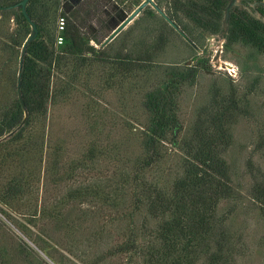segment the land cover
I'll return each mask as SVG.
<instances>
[{
	"label": "rangeland",
	"instance_id": "rangeland-1",
	"mask_svg": "<svg viewBox=\"0 0 264 264\" xmlns=\"http://www.w3.org/2000/svg\"><path fill=\"white\" fill-rule=\"evenodd\" d=\"M147 1L150 4L114 42L104 48L96 41L90 45L115 54L124 44L137 52L140 41L152 43L160 11L167 14L170 0H116L102 17L109 22L115 11L129 17ZM154 3L160 11L152 7ZM255 6L252 3L248 9ZM60 17L61 12L57 21ZM181 23L188 28L189 37L181 28L171 33L167 46L145 72L125 77L115 74L110 64L94 61L83 69L72 62L55 75L48 114L38 117L31 129L36 140L44 137V149L28 147L17 156L26 172V203L33 200L40 212L45 204L50 210L71 190L90 188L95 195L62 208L57 222L36 225L29 222L23 203L6 206L0 199V264H142L146 247L154 241L157 220L136 195L146 188L144 183L170 188L182 173L183 157L171 130L157 162L145 166L143 131L149 116L145 94L160 84L167 69L185 66L196 69L197 76L178 95L177 140L191 130L199 111L215 95L227 98L236 91L240 111L229 127L232 139L225 158L239 197L223 202L220 213L230 215L228 225L238 240L240 254L235 264H264V220L250 195L252 165L264 170V53L241 43L226 48L223 34H209L185 18ZM115 24L108 30L99 27L102 43ZM7 27H16L14 19ZM12 61L9 54H0L6 72L18 68L19 61ZM11 88L6 86L0 103L12 99ZM24 146L20 143L10 150ZM14 165L13 157L5 164L0 162L1 184L11 178ZM48 230L54 231L53 238L47 236ZM133 240L137 250L117 252L120 247H132ZM44 249L53 253L55 261Z\"/></svg>",
	"mask_w": 264,
	"mask_h": 264
},
{
	"label": "trees",
	"instance_id": "trees-1",
	"mask_svg": "<svg viewBox=\"0 0 264 264\" xmlns=\"http://www.w3.org/2000/svg\"><path fill=\"white\" fill-rule=\"evenodd\" d=\"M21 1L0 0V54L1 57L9 54V62L14 58L20 61L23 45L32 33V26L21 9L11 8ZM92 1L82 0L77 9H70L67 0H30L27 12L36 24L38 34L26 49L22 74L21 89L28 115L20 130L6 141L2 139L24 121L25 111L17 92L19 66L9 73L6 72L7 65L0 64V96L4 97L6 86L13 89L12 99L8 103H0V162L5 164L13 157L16 169L6 183H0V199L6 206L14 202L23 203L32 225L41 221L57 222L63 215L62 208L95 195L90 188L71 190L50 210L45 204L40 212L33 200L26 203V172L17 156L26 152L28 147L44 149V137L40 138V144L31 129L38 117L48 114L55 75L72 62L83 69L97 61L110 64L115 74L132 77L147 71L167 46L170 34L177 32L160 16L155 40L152 43L140 41L137 52L128 44L115 54L96 50L90 42L96 41L102 46V40L98 38L101 29L108 30L112 22L117 28L127 16L115 11L111 22H106L102 15L109 7L105 4L108 0L103 4L100 3L102 0ZM235 2L170 0L167 15L188 37L189 30L181 23L182 18L192 21L209 34H223L226 48L241 43L264 53V0H242L241 5ZM252 3L256 6L251 11L248 7ZM60 12L66 18V26L61 33L64 43L58 47L57 15ZM11 19L16 25L13 30L6 28ZM84 24H87L86 28H82ZM196 76L197 71L191 66L169 68L163 73L160 84L145 94L144 108L149 114L143 131V147L147 155L145 166L157 162L162 144L171 130L183 157L182 173L170 188L144 183L146 188L136 195L137 201L145 204L149 214L157 220L154 241L146 247L142 264H235L240 254L236 235L228 225L230 215L220 213L223 202L239 197L225 154L232 139L229 127L240 111V103L235 90L227 98L215 95L199 111L191 130L177 140L178 95L182 87L194 81ZM20 143H24V149L10 150ZM251 176L250 195L259 205L264 220V170L255 169L252 165ZM29 187L32 188L33 184L29 183ZM48 232L47 236L53 238L54 231ZM131 248L137 250L136 240H133L132 247H120L117 252ZM44 251L55 261L49 249Z\"/></svg>",
	"mask_w": 264,
	"mask_h": 264
},
{
	"label": "water",
	"instance_id": "water-1",
	"mask_svg": "<svg viewBox=\"0 0 264 264\" xmlns=\"http://www.w3.org/2000/svg\"><path fill=\"white\" fill-rule=\"evenodd\" d=\"M30 0H22L20 3H18L17 5L11 7V8H20L23 15L26 17L27 21L31 24L32 26V33L29 35V37L27 38V40L25 41L23 48H22V52H21V57H20V61H19V73H18V85H17V92H18V97L19 100L21 102V105L25 111V117H24V121L22 122V124L16 129L14 130L11 134H9L8 136H12L14 135L18 130H20V128L24 125L25 120L27 119V108L24 102V98H23V94H22V89H21V84H22V74H23V66H24V58H25V54H26V49L29 45V43L31 41H33L37 34H38V29L36 24L34 23V21L31 19V17L29 16L28 12H27V7L29 4ZM148 4V2L143 3L137 10H135L129 17H127L112 33L110 36H108L106 38V40L103 42L102 46L105 47L107 46L109 43H111L121 32H123L136 18L137 16L141 13L142 9ZM160 11V10H159ZM160 13L162 15L165 16V18L167 19V21L170 23V25H172L176 30H179L178 26L169 18L167 17L162 11H160ZM219 54L217 55V57L215 58V60L218 59ZM8 136H6L5 138H7Z\"/></svg>",
	"mask_w": 264,
	"mask_h": 264
},
{
	"label": "flooded vegetation",
	"instance_id": "flooded-vegetation-1",
	"mask_svg": "<svg viewBox=\"0 0 264 264\" xmlns=\"http://www.w3.org/2000/svg\"><path fill=\"white\" fill-rule=\"evenodd\" d=\"M68 1V3H67V6L68 7H70V9H77V7H78V5H80V3H81V1L82 0H67ZM105 1H107V0H102V1H100V3L101 4H103ZM148 2V4L147 5H149L150 4V2L149 1H147ZM92 3H95L94 2V0L92 1ZM99 3V2H98ZM113 3H117L116 2V0H108L107 2H105V4H106V6H107V4L109 5V6H114L113 5ZM146 5V6H147ZM108 7V6H107ZM152 7H154L155 9H156V11H159V9H157V4L156 3H154L153 5H152ZM106 8V7H105ZM122 13V12H121ZM164 13V12H163ZM167 17H169L166 13H164ZM161 16H163L164 18H165V16L164 15H161ZM170 18V17H169ZM171 19V18H170ZM165 20L167 21V19L165 18ZM172 20V19H171ZM95 21H97V18L94 20V22ZM173 21V20H172ZM168 22V21H167ZM174 22V21H173ZM169 23V22H168ZM175 23V22H174ZM176 24V23H175ZM169 25H170V23H169ZM177 25V24H176ZM171 27H173L172 25H170ZM178 26V25H177ZM174 28V27H173ZM179 28V27H178ZM175 29V28H174ZM176 30V29H175ZM176 31H178V30H176ZM182 34H184L185 35V33L184 32H182Z\"/></svg>",
	"mask_w": 264,
	"mask_h": 264
},
{
	"label": "built area",
	"instance_id": "built-area-1",
	"mask_svg": "<svg viewBox=\"0 0 264 264\" xmlns=\"http://www.w3.org/2000/svg\"><path fill=\"white\" fill-rule=\"evenodd\" d=\"M58 31H59V34H61L64 30H65V26H66V18L64 16L60 17L58 19ZM64 43V37L62 35H59L57 37V45L60 46V45H63ZM226 66V70L227 71H231V67H229L228 65H225ZM230 74L233 76V73L230 72ZM235 74V72H234Z\"/></svg>",
	"mask_w": 264,
	"mask_h": 264
}]
</instances>
